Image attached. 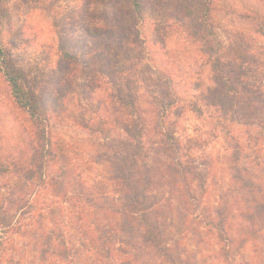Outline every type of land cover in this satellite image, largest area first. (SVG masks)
I'll return each instance as SVG.
<instances>
[{"label":"trees","instance_id":"trees-1","mask_svg":"<svg viewBox=\"0 0 264 264\" xmlns=\"http://www.w3.org/2000/svg\"><path fill=\"white\" fill-rule=\"evenodd\" d=\"M110 1L142 12L140 0ZM176 3L210 84L191 99L173 86L108 89L93 116L72 117L87 146L53 136L0 44V72L34 124L19 151L0 149V264H264V47L220 37L214 0ZM185 113L203 135L181 132Z\"/></svg>","mask_w":264,"mask_h":264},{"label":"rangeland","instance_id":"rangeland-1","mask_svg":"<svg viewBox=\"0 0 264 264\" xmlns=\"http://www.w3.org/2000/svg\"><path fill=\"white\" fill-rule=\"evenodd\" d=\"M140 1L141 14L123 1L0 0V44L25 76L35 102L48 110L54 137L91 143L89 132L72 117L93 116L108 89L129 84L145 94L173 86L191 99L193 88L210 84L205 58L173 16L177 0ZM214 1L220 37L242 34L264 47V38L254 35L255 19H264V0ZM65 53L79 58L69 62ZM203 126L191 113L180 120L186 136L203 135ZM33 132L29 113L17 105L0 72L2 153L19 151ZM221 145L212 139L205 153L216 155Z\"/></svg>","mask_w":264,"mask_h":264}]
</instances>
